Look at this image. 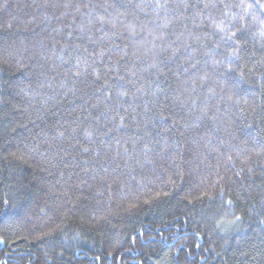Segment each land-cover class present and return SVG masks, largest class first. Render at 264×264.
Listing matches in <instances>:
<instances>
[{
    "label": "trees",
    "instance_id": "trees-1",
    "mask_svg": "<svg viewBox=\"0 0 264 264\" xmlns=\"http://www.w3.org/2000/svg\"><path fill=\"white\" fill-rule=\"evenodd\" d=\"M0 241L264 264V0H0Z\"/></svg>",
    "mask_w": 264,
    "mask_h": 264
},
{
    "label": "snow or ice",
    "instance_id": "snow-or-ice-1",
    "mask_svg": "<svg viewBox=\"0 0 264 264\" xmlns=\"http://www.w3.org/2000/svg\"><path fill=\"white\" fill-rule=\"evenodd\" d=\"M232 35L235 36L236 34L233 33ZM233 54H235V49L233 50ZM175 55H176V54L174 53V56H175ZM228 71H231V69H229ZM121 79H122V78H121ZM229 203H231V201H229ZM4 211H5L6 214L9 213V207H8L7 205L5 206ZM11 211H13V210H11ZM236 219L239 220L240 218L237 217ZM235 222H236V221H233V223H235ZM0 243H2V241H0Z\"/></svg>",
    "mask_w": 264,
    "mask_h": 264
}]
</instances>
